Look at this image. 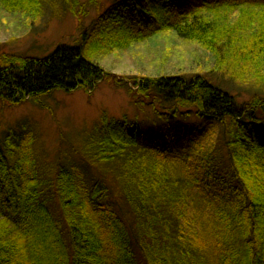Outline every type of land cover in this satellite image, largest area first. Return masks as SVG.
I'll list each match as a JSON object with an SVG mask.
<instances>
[{
    "label": "trees",
    "instance_id": "1",
    "mask_svg": "<svg viewBox=\"0 0 264 264\" xmlns=\"http://www.w3.org/2000/svg\"><path fill=\"white\" fill-rule=\"evenodd\" d=\"M59 1L63 13L79 21L95 7L91 27L74 44H61L44 57L0 54V101L40 103L56 90L88 91L107 81L126 89L135 104L159 106L167 125L150 137L144 123L104 111L77 149L84 164L99 170L85 179L66 165L39 164L30 133L0 136V264H208L201 250L191 249L182 212L188 187L162 168H146L151 153L165 162L179 150L175 130H166L193 109L198 126L223 127L227 147L225 153L216 146L203 158L213 192L199 198L213 206L219 201L212 213L219 256L210 264H264V0ZM45 4L0 0L1 9L27 16L39 15ZM163 37L202 50L211 64L208 73L200 67L119 78L100 62ZM225 79L250 86L252 97L239 104L223 86ZM197 123L183 132L184 139ZM146 140L156 146L141 154ZM116 163L125 167L121 179L111 174Z\"/></svg>",
    "mask_w": 264,
    "mask_h": 264
},
{
    "label": "rangeland",
    "instance_id": "2",
    "mask_svg": "<svg viewBox=\"0 0 264 264\" xmlns=\"http://www.w3.org/2000/svg\"><path fill=\"white\" fill-rule=\"evenodd\" d=\"M111 1L101 0L105 5ZM62 8L61 1L46 0L39 15L27 16L23 13H9L0 7V54L44 57L61 44H74L79 39L82 29L91 27L97 11L95 7H90L89 13L79 21L71 13H63ZM58 12L62 15L54 14ZM171 40L163 37L137 44L125 51L113 52L107 57H102L100 62L107 71L119 78L140 74L155 76L192 73L200 67L206 74L208 73L211 64L202 50L175 39L172 43ZM223 82V86L235 96L239 104L247 102L252 97L253 90L250 86L233 83L228 79ZM155 107L135 104L126 89L103 81L95 89L88 91L83 89L71 92L53 91L42 96L40 103L29 100L10 106L0 101V136L4 137L9 131L30 133L34 138L35 158L39 164L69 166L81 179L88 176L96 177L99 170L84 164L77 149L81 145L80 140L100 119L101 114L106 111L110 117L127 116L136 119L139 123H144L147 133L154 137L159 134L160 124L167 125L164 124V118L159 115L161 109L159 106ZM195 110L193 109V113L188 117L178 115L176 118L179 121L178 126L175 128L171 123L166 130L168 132L175 130V137H179V150H175L165 162L151 153L146 168L149 167L151 173L162 168L161 171L166 172L178 186L181 183L182 186L188 187L189 197L186 198V206L182 205L184 208L182 212L188 220L190 236L193 237L194 247L191 249L201 250L202 256L210 264L214 263L216 258L218 260L219 256V247L216 245L218 239L212 230L215 227L212 213L214 206L217 208L219 205V201L213 206L199 198L213 192L212 181L206 175L207 169L203 158L206 154L212 153L216 146L222 147L225 153L227 147L220 138L223 127L213 123L198 126L200 121L195 115ZM196 122L198 129L191 132L189 139H184L183 132ZM207 129L209 132L205 134ZM154 139L153 141L162 147L165 143L171 144L172 140L169 135L164 144L160 143V138ZM142 146L139 151L145 154L147 146L155 147L156 144L146 140ZM133 153L138 155L137 152ZM111 168L113 173L115 172L114 174L111 172L114 177L120 178L125 172L123 163H116ZM212 195L213 193L211 198ZM177 206L179 208V204ZM196 235L201 238L195 240Z\"/></svg>",
    "mask_w": 264,
    "mask_h": 264
}]
</instances>
